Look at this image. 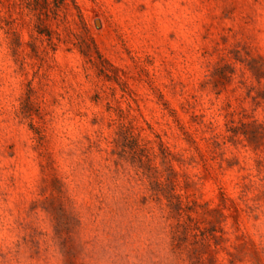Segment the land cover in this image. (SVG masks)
Returning <instances> with one entry per match:
<instances>
[{
	"label": "rangeland",
	"instance_id": "374dc122",
	"mask_svg": "<svg viewBox=\"0 0 264 264\" xmlns=\"http://www.w3.org/2000/svg\"><path fill=\"white\" fill-rule=\"evenodd\" d=\"M0 264H264V0H0Z\"/></svg>",
	"mask_w": 264,
	"mask_h": 264
}]
</instances>
